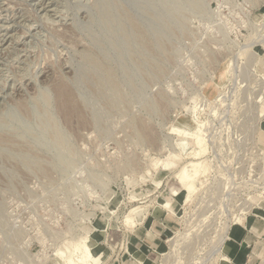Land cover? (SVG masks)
<instances>
[{
	"label": "rangeland",
	"instance_id": "374dc122",
	"mask_svg": "<svg viewBox=\"0 0 264 264\" xmlns=\"http://www.w3.org/2000/svg\"><path fill=\"white\" fill-rule=\"evenodd\" d=\"M263 73L264 0H0V264H264Z\"/></svg>",
	"mask_w": 264,
	"mask_h": 264
},
{
	"label": "bare ground",
	"instance_id": "6f19581e",
	"mask_svg": "<svg viewBox=\"0 0 264 264\" xmlns=\"http://www.w3.org/2000/svg\"><path fill=\"white\" fill-rule=\"evenodd\" d=\"M94 60V59H93ZM108 73V72H107ZM264 74V73H263ZM110 79V78H109ZM263 79V77H262ZM107 81V80H106ZM111 82V81H110ZM117 85V84H116ZM65 90V89H63ZM62 98V97H61ZM71 114V113H70ZM205 123L200 124L198 130L196 133H190L189 131H178L176 129H172L173 132H177L180 136L184 137L186 140L184 141V144H188V141H190L189 143L193 144L194 149L189 153L191 154V156L193 158H200L203 154H205L206 152V142H207V136H206V132H205ZM208 127V126H207ZM6 141V140H5ZM183 141V140H182ZM9 143V142H8ZM190 156V157H191ZM203 157V156H202ZM171 158V157H170ZM168 158V159H170ZM194 159V161H195ZM203 162H189L187 165L181 167L180 171H179V177L181 179V186L183 188L184 191V203H186L192 196L193 192L196 191V189L194 188V180L197 177V175L200 173V171L202 170L203 166H202ZM175 164V161L173 160H169L168 163L165 164L166 167L172 166ZM188 167H191L190 171L188 170ZM206 170V169H205ZM204 171V170H203ZM203 173V172H202ZM206 173V172H205ZM200 175V174H199ZM206 175V174H205ZM204 175V176H205ZM198 178V177H197ZM254 184V183H253ZM227 185V184H226ZM231 185V184H230ZM173 195L175 196H179L180 194H178V192H174ZM180 197V196H179ZM178 198V197H177ZM167 205V204H166ZM168 208V207H167ZM131 212V211H130ZM179 212V211H178ZM138 216H134L133 215H128L127 219H126V226L131 229L133 228V226L135 225V218H137ZM195 220V219H194ZM240 222V221H239ZM188 223V222H187ZM189 224V223H188ZM241 224V223H240ZM177 233V232H176ZM186 233V232H185ZM179 234V233H178ZM182 235V234H181ZM176 237V235H175ZM186 237V236H185ZM188 237V236H187ZM184 238V237H183ZM172 241V240H171ZM175 243V242H174ZM171 250H173V243L170 244ZM90 244L87 243V241H83L81 243H78L76 245H73L72 249H71V257H65L62 258L61 255L58 256L60 258V260L62 262H64V264H93V258L94 255H96V253H98L97 251H95L96 253H94L93 251L90 250ZM129 251L133 254V256H138L140 255V252L137 249H131V245L129 246ZM142 264H149L151 263V260L149 258H145L144 260H141Z\"/></svg>",
	"mask_w": 264,
	"mask_h": 264
},
{
	"label": "crops",
	"instance_id": "0c3cea01",
	"mask_svg": "<svg viewBox=\"0 0 264 264\" xmlns=\"http://www.w3.org/2000/svg\"><path fill=\"white\" fill-rule=\"evenodd\" d=\"M156 247V245H154Z\"/></svg>",
	"mask_w": 264,
	"mask_h": 264
}]
</instances>
